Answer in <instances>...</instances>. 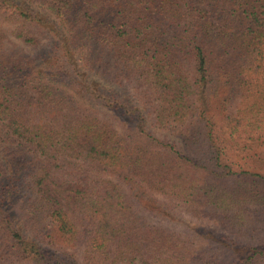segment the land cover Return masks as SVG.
I'll return each instance as SVG.
<instances>
[{
	"label": "trees",
	"instance_id": "obj_1",
	"mask_svg": "<svg viewBox=\"0 0 264 264\" xmlns=\"http://www.w3.org/2000/svg\"><path fill=\"white\" fill-rule=\"evenodd\" d=\"M0 264H264V0H0Z\"/></svg>",
	"mask_w": 264,
	"mask_h": 264
},
{
	"label": "rangeland",
	"instance_id": "obj_2",
	"mask_svg": "<svg viewBox=\"0 0 264 264\" xmlns=\"http://www.w3.org/2000/svg\"><path fill=\"white\" fill-rule=\"evenodd\" d=\"M151 217V216H150ZM186 219L185 222H183V225H188L187 227L191 228L194 225H199V227L206 231V232H210L212 233V235L214 236V238L219 239L222 242H226L228 240H234L235 242L237 241L235 236L230 235L228 232L221 230L218 225L214 224L213 222L206 220V221H196L191 219L190 217H184ZM151 220L153 222L156 223H160V224H165L168 227H173L174 229H178L180 231H184L183 228H180V225H176L173 223H166L165 221L157 218V217H152ZM173 224V225H172Z\"/></svg>",
	"mask_w": 264,
	"mask_h": 264
}]
</instances>
